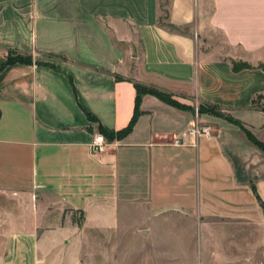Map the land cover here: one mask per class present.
<instances>
[{
	"label": "crops",
	"instance_id": "0c3cea01",
	"mask_svg": "<svg viewBox=\"0 0 264 264\" xmlns=\"http://www.w3.org/2000/svg\"><path fill=\"white\" fill-rule=\"evenodd\" d=\"M160 12L0 0V264H205L209 251L221 264L206 221L264 225V151L227 118L264 142V0H170L167 24ZM12 51L32 61L2 68ZM136 82L182 107L144 94L132 130L108 137L129 125ZM194 123L213 135L177 143Z\"/></svg>",
	"mask_w": 264,
	"mask_h": 264
},
{
	"label": "rangeland",
	"instance_id": "374dc122",
	"mask_svg": "<svg viewBox=\"0 0 264 264\" xmlns=\"http://www.w3.org/2000/svg\"><path fill=\"white\" fill-rule=\"evenodd\" d=\"M160 2L159 22L167 24L170 0H160ZM14 56L26 57V55L18 52L14 53ZM255 105L260 108L264 107V95H262V98L258 97L255 100ZM205 231L206 244L218 243L221 247V254L228 258L227 261L221 264H264L263 224L244 220L227 221L215 218L206 221ZM218 233L219 235L216 236ZM234 257L236 260H234ZM185 264H195V261L190 258ZM205 264H214L211 251L206 252Z\"/></svg>",
	"mask_w": 264,
	"mask_h": 264
},
{
	"label": "trees",
	"instance_id": "16d2710c",
	"mask_svg": "<svg viewBox=\"0 0 264 264\" xmlns=\"http://www.w3.org/2000/svg\"><path fill=\"white\" fill-rule=\"evenodd\" d=\"M169 26H172V25H169ZM14 53H16L15 51H12L9 53V56L7 58V60L5 61V63L3 64V67L2 68H5L6 66L8 65H11V64H14V63H17V62H31V58L29 57H23V56H14ZM233 68L235 71H238L240 69H243V68H252L250 65L246 64V63H237V62H234L233 63ZM264 68V67H263ZM135 86H136V89H137V96H136V106H135V111H134V115L129 123V125L118 131V132H115V133H106V135L108 137H113V136H117V137H122L126 134H128L132 128L134 127L139 115H140V103H141V100H142V97L144 94H153V95H156L158 96L159 98H161L162 100L172 104V105H175L177 107H182V105L174 100L171 96V94L169 93H166L164 91H161L157 88H154V87H149V86H145L143 84H140L138 82L135 83ZM258 97H261L262 98V95H259ZM200 113H203V112H211V113H214L218 116H224V114L218 110V107H215V106H210V105H205V104H202L200 105L199 107V110H198ZM227 118H229L231 121H234L236 122L237 124H239L241 126L242 129L245 130V132L247 133V136L248 138L254 143L256 144L258 147H260L263 151H264V142L261 141L260 139H258L253 133L252 131H250L249 129H247L241 122L235 120L234 118L230 117V116H227Z\"/></svg>",
	"mask_w": 264,
	"mask_h": 264
},
{
	"label": "built area",
	"instance_id": "2783aa9c",
	"mask_svg": "<svg viewBox=\"0 0 264 264\" xmlns=\"http://www.w3.org/2000/svg\"><path fill=\"white\" fill-rule=\"evenodd\" d=\"M213 135V128L209 124L194 123L187 131L186 135L182 136L177 143L183 145H196L197 140L201 136L210 137ZM106 138L103 134L99 133L95 136L92 142V150L94 153H101L105 150Z\"/></svg>",
	"mask_w": 264,
	"mask_h": 264
}]
</instances>
